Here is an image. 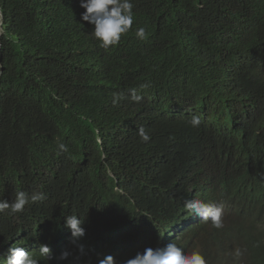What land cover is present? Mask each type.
Returning a JSON list of instances; mask_svg holds the SVG:
<instances>
[{"label":"trees","instance_id":"trees-1","mask_svg":"<svg viewBox=\"0 0 264 264\" xmlns=\"http://www.w3.org/2000/svg\"><path fill=\"white\" fill-rule=\"evenodd\" d=\"M133 4V30L105 50L81 20L80 0H0V199L46 197L0 213V252L23 237L72 253L40 264H98L108 255L119 264L109 234L128 241L125 252L163 247L165 233L133 207H155L157 184V198L172 204L167 216L179 219L182 203L168 193L189 194L194 182L177 180L184 173L233 220L177 246L208 264H264V0ZM137 25L146 39L135 36ZM229 80L239 85L233 95ZM115 93L126 97L117 105ZM71 215L84 221L83 253L68 239Z\"/></svg>","mask_w":264,"mask_h":264},{"label":"clouds","instance_id":"clouds-1","mask_svg":"<svg viewBox=\"0 0 264 264\" xmlns=\"http://www.w3.org/2000/svg\"><path fill=\"white\" fill-rule=\"evenodd\" d=\"M80 7L84 9L81 13V20L93 26L92 35L99 42V46L105 50L117 46L121 38L133 30L135 22L133 0H80ZM147 35L145 26H136L135 36L138 39H146ZM81 52H87L86 48L83 47ZM229 82L231 89H227L229 94L226 95H233L239 89V85L235 80H229ZM140 87L141 89H145L149 85L145 83L140 85ZM125 98L124 94L115 93L113 95V104L117 105ZM130 98L133 102L138 103L143 97L137 95L136 90L132 89L130 91ZM190 123L193 127H198L201 119L200 117L193 116ZM138 135L143 142H148L151 139V136L144 128L138 129ZM58 147L62 152L68 150L67 145L64 143H59ZM165 176L166 178L173 179L171 173H167ZM177 180L187 183L194 182L189 190V194L181 193L175 187L170 186L172 192L177 191L178 195H174L173 193H168V195L177 197L179 199L178 203H182L180 205L184 212L183 216L180 215L179 219H172L167 216V212L173 210L172 204L171 202L164 201L162 198H157V190L161 189V186L157 184L154 188L155 196L152 200L155 207L152 208L151 206L144 205L140 210H135V207H133L136 214L153 218L156 226L165 233L167 240L163 242L167 244L163 247H147L143 252H137L131 245V252H125L124 250L130 248L128 241L122 240L117 236H110L111 234H109L107 239L111 242H116V247L121 246V251L117 250V248H107L109 252L117 256L119 264H208L199 250L186 253L177 246V241L188 237L192 233L197 232V230L201 231L212 225L215 229L220 228L223 226V220H233V216L231 211L222 202H219L217 198L206 199L199 196L192 189L193 186H199L198 182L191 179L189 175L183 173ZM202 184L209 185L206 183ZM201 194H204V192L201 191ZM45 198L43 192H35L29 196L24 191H18L12 202L0 199V213L12 215L23 213L27 205L43 201ZM145 208L152 213H147ZM83 225L84 221L77 215L65 218V226L71 232V238L68 237V239L71 240V243L77 245L81 253L84 252V245L78 242L86 234ZM63 250L65 251L62 252L61 245L56 241L51 243L43 242L36 247L32 243H27L23 237L22 239L15 238L13 241L7 242L1 250L0 264H40V258L51 261L54 258L52 252L56 251H60L57 253L60 256L55 257V259L62 261L72 255L66 249ZM98 264H117V261L113 256L108 255L100 259Z\"/></svg>","mask_w":264,"mask_h":264}]
</instances>
